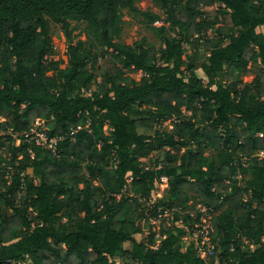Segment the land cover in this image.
I'll use <instances>...</instances> for the list:
<instances>
[{"label":"trees","instance_id":"16d2710c","mask_svg":"<svg viewBox=\"0 0 264 264\" xmlns=\"http://www.w3.org/2000/svg\"><path fill=\"white\" fill-rule=\"evenodd\" d=\"M138 2L0 0V264H208L182 251L178 227L153 248L145 204L162 177L155 209L174 222H199L179 211L191 200L218 212V264H264V0H153L169 23L151 28L160 47L121 42L122 11L140 15ZM71 22L87 25L85 41L73 43ZM52 23L64 68L48 60ZM36 121L56 153L26 140ZM7 146L14 172L1 167Z\"/></svg>","mask_w":264,"mask_h":264},{"label":"rangeland","instance_id":"374dc122","mask_svg":"<svg viewBox=\"0 0 264 264\" xmlns=\"http://www.w3.org/2000/svg\"><path fill=\"white\" fill-rule=\"evenodd\" d=\"M137 8L142 12L140 15H135L131 13L128 10H123V15H122V20H121V27H122V34H121V42L128 45V46H135L139 45L143 39H147L150 42L156 43L157 47H160V43L157 41L155 38L153 32L151 31L152 27H161V26H166L167 28L169 27V23H167V10H159L157 9L154 4L153 0H139L137 3ZM217 6H213L212 8H207V11L216 9ZM212 20V19H211ZM51 29V36L53 39L54 47H55V54L48 58V60H54L59 63V66L64 68L68 64V55H67V46H68V41L66 39V35L61 28L60 25L56 24H51L50 26ZM71 29H72V38H73V43H78L80 41H85L87 39V25L85 23H77V22H71ZM207 33L209 36H214L215 35V29L209 28L206 29ZM259 32L264 33V27L259 28ZM174 34V33H173ZM192 49L189 48L188 46L186 47V55L189 56L192 53ZM105 61V58H103L102 53H98V58H97V63L99 65L103 64ZM92 65V64H91ZM201 65L202 62H199L196 64V73L199 78H202L205 82H207L206 77L201 70ZM52 75V72L50 73ZM135 81H140L142 78L143 74L141 72L132 74L131 75ZM241 79L246 82L250 83L253 81L254 76L250 72H244L241 74ZM190 115L189 113H187ZM157 126V125H156ZM159 126V125H158ZM105 131H108L107 126L104 128ZM162 130H170V121L163 122L162 125ZM152 133L151 131H144L140 130V133ZM18 144V141L16 143ZM3 155L1 157V167H6L10 172H14V169L16 166H18V160L21 159L19 157L18 159L15 158L14 154L11 152L10 147L7 146L3 149ZM262 156H264V153H261ZM34 156V155H32ZM158 155L155 153L152 155L153 158H156ZM247 159L243 158L242 161L245 162ZM145 162H149V159H144ZM160 180L156 183V190L153 193L152 200H155L157 202L163 196L165 195L166 190L169 188V180L166 184H162ZM157 194L159 197H157ZM199 205L195 203L194 200H191L187 207L185 209L180 208L182 211L181 212H187L190 213L193 216V219L197 217V215H200L199 212ZM204 206V205H203ZM218 214V212H215L213 208L209 209L207 212H205L202 217H203V222H206V224L212 222V218L215 217V215ZM181 223V225H180ZM178 226H183L182 222L180 221ZM195 223H192V226H195ZM213 227V226H212ZM148 237V234L143 232L141 234H138L135 236V238L138 241L144 240ZM182 242V251H185V248L187 243L181 239ZM251 249L254 250L255 247L251 246ZM215 255L211 257L208 261L210 264H218L220 260V252L219 250H215ZM115 264H118V261L114 258L113 259ZM30 262L29 260L27 263ZM119 264H122V260H119Z\"/></svg>","mask_w":264,"mask_h":264},{"label":"built area","instance_id":"2783aa9c","mask_svg":"<svg viewBox=\"0 0 264 264\" xmlns=\"http://www.w3.org/2000/svg\"><path fill=\"white\" fill-rule=\"evenodd\" d=\"M48 131L49 128L43 121H36L25 134V138L29 143H35L36 146L40 147L43 150H48L52 153H56L59 138L50 137ZM19 143L20 141L18 140V144ZM29 152L33 155V152L31 150ZM160 181L163 182L162 184H166L168 182V178L162 177ZM157 197H159L158 194ZM155 200H152L151 198V200L145 204V214L150 218L151 224L154 225L157 231V234L155 236L156 241L153 248L157 249L161 240L166 238V232L168 229L178 227L183 229L184 231V235L181 237V239H183V241L187 243L186 247H184L185 250L188 247L192 246L195 249L197 256L210 264L208 260L215 255V250H217L218 247V245L212 240V222L208 224H206V222H203L202 215L210 208L199 205V210H201V212H199V222L195 226H178L180 222H174L175 220L173 217V210L161 207L155 209ZM150 210H155V214L153 217H151L149 214ZM179 211L182 210L180 209ZM189 215L193 218L190 213ZM196 219L197 217L194 220Z\"/></svg>","mask_w":264,"mask_h":264},{"label":"crops","instance_id":"0c3cea01","mask_svg":"<svg viewBox=\"0 0 264 264\" xmlns=\"http://www.w3.org/2000/svg\"><path fill=\"white\" fill-rule=\"evenodd\" d=\"M129 247H130V243H126L125 248L129 249ZM115 259L118 261V264H119L120 263L119 260H121V259L120 258H115ZM122 264H123V261H122Z\"/></svg>","mask_w":264,"mask_h":264}]
</instances>
